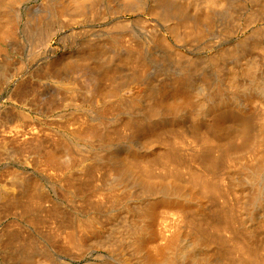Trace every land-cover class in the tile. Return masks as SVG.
Returning <instances> with one entry per match:
<instances>
[{"label":"rangeland","instance_id":"obj_1","mask_svg":"<svg viewBox=\"0 0 264 264\" xmlns=\"http://www.w3.org/2000/svg\"><path fill=\"white\" fill-rule=\"evenodd\" d=\"M21 1L22 0H0V119L3 118L0 120V132L2 133H0V145L2 144L1 141H4L10 148L16 149L19 147L16 149L18 152H25L26 150L27 155L23 153L25 154L24 156H28L29 151L32 152V148L36 146L38 148H34L33 151L37 153L38 150L40 151L41 148H44V144L46 152L49 150L53 151L52 149L56 146L55 143L57 144L59 141L57 139L61 132L65 135L69 134L68 131L70 128L68 130L65 126L67 129L65 128L64 131V126H60L62 122L63 124L65 123L68 116H70V118H74L75 116V118H82L80 120L88 124L94 125L97 123L99 118L97 113L99 114V107H101L102 103L100 105H94L92 102H88V100L92 101L90 98L88 99V96L91 97V99L92 96L89 94L87 96V94L85 95L82 91L83 94L81 93V96L83 98H77V104L81 103L84 107L78 109L74 105L72 106L70 101L65 102V100H68V96L60 91L58 85H55L60 79L64 81L66 79L69 80V76L70 80H74L75 78L79 81L78 77L81 74L83 75L84 71H86L85 74H91L90 72L93 71L94 74H91L92 76L88 75L87 77H91L90 79H92L95 76L93 79L96 80L92 81H94V83L96 82V85L99 83L97 89L107 95L103 102L116 109L106 116L107 119L105 118V120H107V122L105 120L106 123L103 121L105 125L99 127L100 131L103 130L102 133L99 131L100 134H106L105 136L102 135V137H109L111 143L109 142L107 146L100 148L102 151L100 149V151L98 150V154L100 155H97L99 158L96 157L98 162L95 161L98 163V167L95 162V164L87 162L89 167L91 165L92 168H94L91 169V173L88 174V170L90 169H87L89 167L86 164L87 168H83L84 171H87H85L86 173H83L82 168H75L71 170V174H68V176L71 175V178L76 177L72 180L74 183L76 182L79 188L82 186L83 190L81 189L80 191L82 195L80 192L79 195L84 198L87 197L88 200H94V202H90L91 205L95 203V206L88 205L85 206L87 209H84L81 202H78L81 207L78 203H75L77 200L80 201L77 197H75L76 201L73 200L74 202L69 199V204L67 205L68 199H65V194L63 195V193H67L70 189L66 186L67 183L65 182H67V180H64L66 178L65 175V178L62 176V178L60 177L61 180L58 179L55 181L59 178L60 173L58 176L55 175L60 171L59 168V171L57 172L55 170V173V171L52 172V168L37 167L36 165L39 164V160L36 159L37 156L34 157V152H32L34 155L32 154L30 156L31 153L29 154L31 159L32 157L34 158L32 160L28 158L31 161L28 160V164H30V166L33 165V167L36 166L37 169L42 168L43 170H38L39 172L35 170L36 167L34 171L32 166H28L27 161L25 163V160H23L25 157H23L21 152L17 154V156L19 155L18 158L14 156L16 157L15 159H19V157L21 159L23 157L21 162H19L20 160H15L14 157L12 158L14 162L9 156L0 157V159L2 158L0 161V185H4L2 183L5 181L7 184H10V182L12 183L11 176L14 175L12 171L16 174L21 173V177L23 172L25 175L26 172H28L27 175L33 178L32 181L27 175L26 177H22L26 183H28L26 179H29L28 184H30V181L33 182L31 183V186L33 184V190L24 193L25 190L21 189L15 196L16 198L18 197L17 199L20 201L11 202L9 205L7 203L8 206L6 204V206L0 204V207H5L0 208V264H49L50 262H52V264H124L121 259L122 254L126 256L125 253H127L126 257H129V259H132L131 256H133L135 262L131 260L132 264H141L140 259H142V252L148 256L157 257L159 261L158 264H160V262L163 264H226V261H228V264H264V167H262L264 166V144H262L264 143V119H261L262 116H264V35L262 33L264 30H262V32L257 31L259 28V31H261V27H264V20L262 21L259 18L260 20L255 19V21L254 19L252 20V17L251 21L246 20L257 7L251 5L249 9L248 5L251 3L244 2L243 4L241 0H239V4H237V0H231L234 2L225 0L226 2L224 3L227 6H233H231L232 10L230 9V11V7L225 5L228 8L227 11L223 0H217L214 4L211 3L210 0H202L204 2L209 1V4H207V2L203 4L201 0H23L22 3ZM79 1L82 4H80ZM15 3L21 4L16 5ZM234 4L236 6H234ZM80 5H82V7ZM237 5H240V14L245 13L241 14L242 16H237L236 14H239L237 11L239 7ZM77 6L79 9H77ZM85 6L86 8H84ZM223 6L225 7L224 9ZM236 7H238L237 10ZM243 8L246 9V11L242 10ZM67 9L69 10L66 11ZM72 9L75 10L72 11L73 13H70L69 11ZM93 10L94 13L92 12ZM231 11H233V13H235V11L237 12L233 14ZM58 12L59 16H56L55 14H58ZM74 12L75 16L73 15ZM76 12H80L84 17H82L80 13L76 14ZM85 12L88 15L84 14ZM95 12H97L96 16H94ZM66 13L73 15L76 21L70 20L72 16H68ZM76 16L79 18L76 19ZM67 17L71 18L69 19ZM192 22H197L196 26H193L194 24L192 25ZM119 23L120 26L122 25L121 29L119 28ZM123 24L126 25V27ZM198 24L200 25L197 26ZM151 26H155L157 30L154 29L155 27L153 28ZM152 28L156 31H153ZM9 30H12L13 34H10L11 31ZM157 32H159V34ZM254 33H259L258 35L262 37L260 38L256 34V38L258 37V40H262V43H258L260 47L253 46L254 42L255 45L258 42L257 39H254L253 42L255 36L253 38L250 36ZM45 34H51L50 37L52 38L47 41L48 37L43 38L46 36ZM44 40L45 43H43ZM250 40H252L251 42H253V45L250 44ZM111 41L117 44L113 42L112 44ZM218 42L219 45L217 44ZM45 44L46 47L44 46ZM247 44L251 46L249 47ZM261 46L263 47L261 48ZM126 47L129 48L126 49ZM240 47H242V50ZM131 49L132 51L135 50L134 53ZM35 53L37 54L35 55ZM251 55H258L259 57H257L260 58V60ZM139 56L142 57L140 61L137 60L140 59ZM241 56H243V58ZM250 60L254 62L256 60L258 63H255L258 65L257 68L262 71L259 72L257 69L255 72H259L260 75L255 73V79L253 77V80L256 81L259 77L258 80L262 82L257 81L261 83L263 87L256 89V91L248 90V92H246L241 88L242 85L238 84V88L236 81L239 83L241 80H243L242 82L246 80L242 83L243 85H245V83H250L248 80L249 78L244 74L246 71L245 68H248L245 67V65H247L246 63H249ZM258 61L263 63L259 64L261 62ZM241 68L244 69V71ZM49 69L52 73H50V78L45 76L47 70L50 71ZM83 69L84 71H82ZM44 70L45 73L43 72ZM240 71H243V73ZM16 72H18V74L15 75ZM78 72L81 74L79 75ZM241 73L244 74L245 78ZM99 74L105 78L102 79ZM240 74L243 77L240 78ZM24 75L26 78L27 76H30V78L28 77L26 79ZM54 76L57 78H54ZM236 77H239L241 80H238ZM23 78L26 79V82ZM235 85L238 90L241 88L243 91H238ZM128 86L131 87L129 90L133 88L135 92H139L137 97L140 95V97H138V105L140 107L136 109L137 111L135 110V113L131 112L135 115L124 113L120 106H117L118 108L115 107L116 103H114V96L111 94L114 93V91H116L115 94L118 92V94L123 93L124 91L120 89L122 87L123 89L126 87V92L124 93H127ZM80 89L83 90V87ZM34 90H36V92ZM219 90L226 91L224 93L227 95H223V91H221L220 94ZM162 94L164 99L161 100ZM217 94L219 98H226L224 99L225 101L217 97L214 99H216V101L222 100L224 104L222 102L218 104V102L216 103L212 98ZM84 98L87 99L85 103L83 102ZM78 100L82 102H78ZM220 111L221 113H219ZM122 112L123 114H121ZM262 112L263 115H261ZM221 114H224V117ZM259 114L261 116L260 119ZM23 115H25V119ZM218 116L221 117V122ZM257 116H259L258 119L256 118ZM142 117H144L143 120H140ZM215 118H217V120ZM79 119L78 122L80 123L81 121ZM132 119L136 120V123L132 121ZM144 119H147L150 123ZM28 120L30 121L28 122ZM137 120H139V122ZM7 121H9L8 123L11 125L13 124L12 126L16 123L14 121H17V127H10L11 125L8 124ZM27 122L30 127L27 125ZM146 122L147 125L145 124ZM6 123L10 126H6ZM142 123H144V125ZM127 124L131 125L130 131H123L122 133L121 131ZM4 125L8 127L9 131L7 128H2V126L5 127ZM132 126L133 128L134 126L135 128L138 126L137 128L143 129V134L141 135L142 132H140V134L137 133L138 136L141 135L139 137L136 136L137 138L135 136L132 137V134H127L133 132L132 130L135 129H133ZM144 126L145 128L147 126V128H143ZM150 126H153L151 127L153 130ZM60 127L63 128L61 129ZM213 127H216V132ZM218 127L221 131H217ZM11 128H13V130ZM17 128H19V130ZM145 130L149 131L146 132ZM150 130H152V132ZM13 131H15V135ZM53 131H56V133ZM31 132L32 134L34 132V134L32 135ZM117 132H119V134ZM16 133L19 135L18 137H16ZM50 133L54 135L52 142L50 141L53 135L51 136ZM57 133H59V135ZM248 133L250 135H248ZM11 134L13 135L10 137ZM24 134L26 136H24ZM41 134H43L44 137ZM245 134L247 136H245ZM252 134L254 136L257 134L256 136L260 139L262 138V142L256 140L258 139L256 137L254 139L258 143L261 142L259 148H261V154L263 155L259 154L260 151H257L259 155L255 152L258 148L255 151H244V153L243 150H241L242 152L240 151L239 148L244 144L245 139H247L248 136L250 139L254 137H250ZM37 135H41L40 138H42L40 139ZM13 136H15L16 140H14L15 138H13ZM47 136H49V138L51 136V139ZM19 137L23 139L20 140ZM66 137L68 138L69 135ZM11 138L13 139L10 140ZM38 138L39 140H36ZM23 140H26V142ZM35 140L38 141L36 143L37 145H35ZM46 140H50L49 143L52 145L54 144V147L52 145V147L46 146L48 144ZM55 140H57V142H55ZM198 140L201 143H208V145L204 143L205 147L211 148V150L209 149L210 157L212 155L210 160L212 159L213 162H216V167L214 166L215 170H211L206 164L194 159L195 156H193L192 147L195 145V142L200 143ZM202 140L204 142H202ZM10 141H12L13 145L15 144V147ZM14 141L15 143H13ZM16 141L20 143L18 144ZM32 141L34 143H32ZM23 142L25 144H22ZM30 142L33 145H30ZM39 143L41 145L40 149ZM16 144L19 146H16ZM129 149H131L130 152ZM43 151L41 150L42 153ZM60 151L58 154L60 153L63 155L65 153L66 156L68 155L63 149ZM173 153L176 155H172ZM60 154L59 156L61 158ZM258 156L260 159H258ZM62 157L64 159H61L64 161L65 156ZM104 158H106V160ZM33 160L35 163L37 160L36 165L35 163L32 164ZM259 162L263 164L260 165ZM257 164H259L260 167H257L259 166ZM122 165L124 171L119 169ZM95 167L97 168L94 174ZM146 167H150V169H148L152 172L150 171L148 174V169ZM256 168L260 170V173L262 172V175L258 177L257 180L256 178L253 179V177L250 178L253 175L250 174H255V171H257ZM45 169L48 174L45 172ZM249 169L252 172H250ZM72 171H76L75 176ZM218 171H221L219 172L220 174ZM43 172H45L46 175ZM51 173L54 178L51 177ZM82 173L83 175L87 174L88 177L84 176L86 177L84 178ZM114 173H116V175L120 174L119 176L121 178L124 174V179L130 176L129 179L124 180L122 178V180L125 181V185H127L129 181L130 182L127 188L126 186L124 188L127 192L125 193L124 201H122V206L120 205V208L116 209V211L111 210V201H108L109 196L107 195V188H109L107 186H110V184L113 185L115 182L114 180H116ZM5 175L6 177L9 175V180ZM48 176H50L49 178L51 180H49ZM79 176H82L84 180ZM116 177L118 178V176ZM74 179H78L79 182L83 181L82 185ZM131 179L133 181H131ZM202 180H206V182H203V185L207 184L204 186L205 188H215L212 189L214 191L209 192L211 189L207 191L200 183ZM89 181H91V183ZM251 181H255L256 183ZM59 183H61V186ZM63 185L68 188V191H66L67 189ZM134 185L135 187L133 188ZM36 187L39 190H37ZM258 188L259 190H257ZM104 189L105 191H103ZM96 190L98 193H95ZM98 190H100V192ZM128 190L134 192L135 195ZM59 192H61V194H59ZM32 193H34L33 196L31 195ZM28 195H30L33 202L35 200L34 198L37 197L36 199L39 200L38 197H40V200H37L38 205H35L37 203L36 201L34 202L35 204L32 202L33 207L29 211L30 214L24 213L19 207L24 203L26 198H28ZM59 196L61 197L60 199ZM62 196H64L65 200ZM70 200L72 204H74L73 206L70 204ZM58 202H61L59 207L57 206V204H60ZM99 202L102 203V207ZM63 206L65 208H63ZM76 206L81 210H79L81 213L89 212L88 215L100 214V217L104 216V218L113 212L116 214L119 211L115 216V219L118 218L116 222L114 220L112 224L108 225L104 230V234L97 238L95 242H93L94 239L90 242L91 248L84 253L85 255L83 254L84 256L80 254L83 256V259H81V257L78 258L80 255L74 254L76 256H71L69 254L70 257L68 254L63 253L59 247L60 239H57L60 233L56 230V227L63 226V224L58 223L61 219L58 220L60 217L56 215L55 217H57V219H54L52 216V220L49 221L51 218L48 217V215H50L48 213H52L53 210L56 212L58 209H60L58 210V215L60 212H63L62 210L64 209L70 216ZM91 207L93 210H91ZM105 207L108 209L110 208L109 213L108 209ZM145 207L150 208L145 210ZM51 208L54 209L52 210ZM81 208L86 211L83 210L84 212H82ZM228 208L232 211H228ZM105 209H107V212L104 211ZM225 210L228 211V214ZM233 210L235 211L234 213H232ZM74 211L76 212L75 209ZM80 212H78V215L81 218L87 216L86 213H84L85 215H81ZM138 212L140 214H138ZM223 212H225L224 215L227 216V219H225L226 217H223L224 219L222 218ZM66 213L65 215H67ZM231 213L235 214L232 216L236 221L233 220L232 216H228ZM141 215L142 219L140 218ZM125 217H127V219ZM143 217L146 218L144 221ZM35 219H39L38 221L40 223ZM42 220L45 221L44 224H42ZM226 220H228V222H226ZM46 222H48L49 225ZM224 222L229 224L226 225ZM136 225L138 227H135ZM123 227L133 228V230L129 229V232L127 228V231H124L125 229ZM139 227L144 228V230L142 229V231H144L143 233L146 232L143 238L139 236L140 234L138 235L139 238H137V236L134 237L137 230L139 231ZM234 227L236 230L233 229ZM54 228L56 229L54 230ZM135 228L136 231H134ZM49 229L51 230L49 231ZM122 229L125 233L132 232L133 234L128 233V236ZM119 230L121 232L118 234ZM53 231H56V235ZM49 233L52 236L54 235V240L53 237L51 239ZM121 233L122 235H120ZM59 236L58 238H60ZM49 239L53 240V243L59 241L57 244L58 246L56 245L57 242L52 244V241ZM136 240L138 244L135 243ZM50 241L49 247L48 242ZM31 242H35L36 244L33 243L34 246L29 245ZM27 243V247L31 249L32 246L33 248L35 247V249L37 246L39 248L42 246V248H40V253L38 249V252L35 249H33L35 252H32L33 250L31 251L30 249L28 250V248L26 249ZM51 245H55L57 248L53 246V251ZM190 246L195 248L192 249ZM45 247L49 250L44 249ZM189 248L195 251L194 254L191 251V253H189ZM42 249H44V251ZM25 250L28 253H25ZM169 250L171 251L168 252ZM23 253L25 256H22L24 255ZM44 253H46L47 256ZM229 253H233V255H229ZM29 254H31L32 257ZM156 254L158 256H156ZM177 254L180 255L178 256ZM192 254L194 256L197 255V257H195L197 260L193 259L194 256ZM27 255L30 259L26 257ZM190 256L191 258H189ZM227 256L231 257L228 258ZM23 257L26 261L22 259ZM74 257H77V260H74ZM181 257L183 260L185 257V260L182 261V259H180ZM21 260H23V263ZM188 260L191 261V263L188 262ZM195 261H198V263H195Z\"/></svg>","mask_w":264,"mask_h":264},{"label":"bare ground","instance_id":"obj_2","mask_svg":"<svg viewBox=\"0 0 264 264\" xmlns=\"http://www.w3.org/2000/svg\"><path fill=\"white\" fill-rule=\"evenodd\" d=\"M25 1V0H24ZM99 1V0H98ZM97 1V2H98ZM222 1V0H221ZM220 1V2H221ZM229 1H231V0H229ZM228 1V2H229ZM234 1H236V0H234ZM234 1H231V2H234ZM238 2H237V4H239L240 3V1L239 0H237ZM243 1V2H242ZM16 2V1H15ZM23 2V0L21 1V3ZM80 2V1H79ZM92 2V1H91ZM96 2V3H97ZM201 2H203V4H206V2L207 1H202L201 0ZM210 2L211 3H216L217 2V0L216 1H211L210 0ZM224 2H226L225 0H223V3ZM228 2H227V4H228ZM241 2L244 4V2H250L251 4L250 5H248V8H249V6H255V7H257V9H254V7H253V9L255 10V11H251L252 10V8H251V12H252V14H250L249 15V13H251V12H249L248 13V15L250 16V18H249V16H248V19H246V20H249V21H251V17H252V20L254 19H261L262 21L264 20V0H241ZM21 3H17L18 5H20ZM99 3V2H98ZM210 3V4H211ZM236 3V2H235ZM241 3V4H242ZM11 4H13V3H11ZM16 4V3H15ZM14 4V5H15ZM16 4V5H17ZM80 4H82L81 2H80ZM207 4H209V1L207 2ZM229 4H230V2H229ZM233 4V3H232ZM240 4V5H241ZM247 4V3H246ZM77 5H79V4H77ZM97 5V4H96ZM223 5V4H222ZM226 4L224 3V6H225ZM240 5H237L238 7L240 6ZM12 6V5H11ZM10 6V7H11ZM81 7H82V5H80ZM223 6V9L227 6H225L224 7ZM232 6V5H231ZM231 6H227V7H230L229 8V11H230V9H231ZM234 6H236L235 4H234ZM242 6V5H241ZM12 7H14V6H12ZM11 7V8H12ZM17 7V6H16ZM78 7V6H77ZM93 7V6H92ZM226 7V8H227ZM233 7V6H232ZM238 7H236V10H237V8ZM18 8V7H17ZM84 8H86V6L84 7ZM244 8H246V7H244ZM242 9V10H245L246 11V9ZM13 9V8H12ZM77 9H79V7L77 8ZM88 9V8H87ZM239 9H240V7L238 8V12H239V14L238 13H236L237 11H235V13L237 14V16H240L241 14H245V13H241L240 14V12H241V10L239 11ZM250 9V8H249ZM14 10H16V9H14ZM64 10H65V8H64ZM69 9H67L66 11H68ZM75 9H72L71 11H69L70 13H73L72 11H74ZM82 10H83V8H82ZM81 10V11H82ZM89 10V9H88ZM94 10H96V9H94ZM94 10L92 11L93 13H94ZM174 10V9H173ZM232 10V9H231ZM234 10V9H233ZM77 11V10H76ZM85 11V10H84ZM91 11V10H90ZM227 11H228V8H227ZM245 11H242V12H245ZM86 12H89V11H86ZM86 12L84 13V14H86ZM92 12H90V13H92ZM167 12V11H166ZM70 13L68 14V13H66V14H68V16H72V18L70 19L69 17H67V18H69L70 20H74V21H76L75 20V18L73 17V15L75 16V12H74V14L73 15H70ZM77 13H80V12H76V14ZM89 13V14H90ZM96 13L97 12H95V15L94 16H96ZM170 13H171V11H170ZM229 13V12H228ZM231 13H233V11H231ZM235 13H233V14H235ZM82 14H83V12H82ZM179 14V13H178ZM15 15V14H14ZM56 16L58 15L59 16V12H58V14H55ZM79 15V14H78ZM80 15H81V13H80ZM86 15H88V14H86ZM91 15H93V14H91ZM168 15V14H167ZM232 15V14H231ZM82 16V15H81ZM90 16V15H89ZM235 16V15H234ZM242 16V15H241ZM82 17H84V15L82 16ZM74 18V19H73ZM79 18V17H78ZM77 18V16H76V19H78ZM234 18V17H233ZM235 19H236V17H235ZM259 19V20H260ZM196 20H197V18H196ZM231 20L233 21V19H232V17H231ZM185 21V20H184ZM190 21V20H189ZM192 21V20H191ZM194 21V20H193ZM256 21V20H255ZM248 22V21H247ZM259 22V21H258ZM264 22V21H263ZM13 23V22H12ZM120 23H122V22H120ZM120 23L118 24L119 26H120ZM185 23V22H184ZM189 23V22H188ZM200 23V22H199ZM252 23V22H251ZM250 23V24H251ZM187 24V23H186ZM194 24V25H193ZM196 24H197V22H195V23H193L192 22V25L193 26H196ZM249 24V23H248ZM12 25V24H11ZM118 25H116V26H118ZM124 25V24H123ZM200 24H198L197 26H199ZM252 25V24H251ZM16 26V25H15ZM118 26V27H119ZM122 26V25H121ZM121 26L119 27L120 29H121ZM125 27H126V25H124ZM123 26V27H124ZM117 27V28H118ZM122 27V28H123ZM151 27H155V26H151ZM150 27V28H151ZM2 28V27H1ZM11 28V27H10ZM152 28V30L153 31H156L157 30V28L155 27L154 29H156V30H154ZM197 28V27H196ZM262 29H261V31H259L260 30V28H259V30L257 29V31L258 32H262V30H264V27H261ZM13 29V28H12ZM198 29V28H197ZM16 30V29H15ZM9 31H11V33L10 34H13L12 33V30H9ZM152 31V32H153ZM254 31V30H253ZM256 31V30H255ZM256 31V32H257ZM49 32V31H48ZM47 32V33H48ZM151 32V31H150ZM229 32V31H228ZM158 34H159V32H157ZM253 33V32H252ZM263 33V35H264V32H262ZM261 33V34H262ZM53 34V33H52ZM153 34H155V33H153ZM224 34V33H223ZM255 34V33H254ZM250 35L252 38L255 36V38H253V42H254V39H257L258 40V37H260V38H262L261 36H259L258 34L259 33H256L257 34V38H256V34L255 35ZM260 34V35H261ZM46 35V34H45ZM50 35L51 34H48V35H46L45 37H43V38H46V37H48L47 38V41H49L52 37H50ZM53 36V35H52ZM120 36V35H119ZM249 36V37H250ZM114 37V36H113ZM263 38H264V36H263ZM41 39V38H40ZM39 39V40H40ZM118 39H120V38H118ZM219 40V39H218ZM222 40V39H221ZM256 40V41H257ZM36 41H38V40H36ZM114 41H117V40H114ZM114 41H111V43L113 42L114 43ZM248 41V40H247ZM246 41V42H247ZM252 40H250V44H252L253 42H251ZM262 40H258V42H257V44L255 45V42H254V45L253 46H258V47H260V45H258V43L259 42H261ZM43 42V41H42ZM41 42V43H42ZM124 42V41H123ZM43 43H45V40H44V42ZM112 43V44H113ZM243 43V42H242ZM249 43V42H248ZM262 43V42H261ZM49 44V43H48ZM114 44H117V43H114ZM126 44H128V43H126ZM150 44V43H149ZM218 45H219V42L217 43ZM243 45V44H242ZM38 46V45H37ZM45 47H46V44L44 45ZM119 46V45H118ZM125 46V45H124ZM247 46H249L248 44H247ZM247 46H245L246 48H248ZM251 46V45H250ZM249 46V47H250ZM117 47V46H116ZM263 46H261V48H262ZM38 48V47H37ZM41 48V47H40ZM122 48V47H121ZM125 48V47H124ZM129 47H126V49H128ZM241 48V50H242V47H240ZM244 48V47H243ZM254 48V47H253ZM255 48H257V47H255ZM264 48V47H263ZM125 49V50H126ZM134 49H136V48H134ZM138 49V48H137ZM245 49V48H244ZM250 49V48H249ZM260 49V48H259ZM85 50V49H84ZM87 50V49H86ZM237 50V49H236ZM240 50V51H241ZM247 50V49H246ZM252 50V49H251ZM255 50V49H254ZM257 50V49H256ZM262 50V49H261ZM82 51V50H81ZM118 51V50H117ZM129 51V50H128ZM131 51H132V49H131ZM134 51L135 50H133L132 52L134 53ZM138 51V50H137ZM136 51V52H137ZM234 51H235V48H234ZM263 51H264V49H263ZM88 52H89V50H88ZM87 52V53H88ZM93 52V51H92ZM91 52V53H92ZM98 52V51H97ZM126 53H127V51H125ZM236 52V51H235ZM246 52H248V51H246ZM252 52H253V50H252ZM252 52H250V53H252ZM83 53V52H82ZM98 53H100V52H98ZM37 53H35V55H36ZM128 55H130L129 53H127ZM136 54V53H135ZM233 54H235V53H233ZM237 54V53H236ZM87 55V54H86ZM237 55H239V54H237ZM132 56V55H131ZM252 56V55H251ZM253 56H255V57H257L256 55H253ZM252 56V57H253ZM140 57V56H139ZM242 58H243V56H241ZM259 57V56H258ZM257 57V58H258ZM82 58V57H81ZM133 58V57H132ZM135 58V57H134ZM141 58L142 57H140V59H137V60H141ZM262 58V57H261ZM84 59H85V57H84ZM252 59H254V58H252ZM256 59V58H255ZM259 60H260V58H258ZM88 60V59H87ZM239 60V59H238ZM82 61V60H81ZM252 60H250L249 61V63L251 62ZM254 61H252L250 64L249 63H246L247 65H245V67H248L247 69L245 68V76L247 77V78H249L248 80L250 81V83L249 84H246L245 83V85H243L242 83H244L246 80H244V82H242L243 80H241L240 78L241 77H243L244 76V74H242L243 73V71H244V69H242L243 71H240V72H242L241 74L243 75H241L240 76V78L239 77H236V78H238V80L240 79L241 80V82H239L238 83V81H236L237 82V86H238V88H239V85H242V89L244 90V91H246V92H248V90H251V91H256V89H259L260 87H263L262 86V84L261 83H258V79H259V77H258V79H256V81L255 80H253V77H254V79H255V73H258L259 75H260V73L259 72H262V71H260L258 68H257V62H256V60H255V62L253 63ZM258 62H261V61H258ZM255 63H257V64H255ZM263 62H261V63H259V64H262ZM77 64H78V62H77ZM237 64V63H236ZM22 65H24V64H22ZM239 66V65H238ZM25 67V66H24ZM47 67H48V65H47ZM50 67V66H49ZM237 67V66H236ZM259 67H260V65H259ZM262 67V66H261ZM222 68V67H221ZM43 69V68H42ZM47 69V68H46ZM240 69V70H241ZM257 69H258V71L259 72H255V71H257ZM20 70V69H19ZM50 70V69H49ZM18 71V70H17ZM22 71V70H21ZM40 71V70H39ZM82 71H84V69L82 70ZM88 71V70H87ZM44 73H45V70L43 71ZM85 72L86 71H84L83 73V75L80 73V72H78V74L80 75L79 77H78V80L79 81H77L75 78H74V80H70V76H69V80H61L60 78V81H59V79H58V81L59 82H57V84H55V85H58L59 86V89H60V91L62 92V93H64V95L66 94L67 96H68V100H65V102H71V104H72V106L74 105L76 108H82V107H84L81 103L80 104H77V98H79V97H82L81 95L83 94L82 93V91L85 93V95L87 94V96H88V94L89 95H91L92 96V99H91V97H89L88 96V99L90 98V100H92V101H89L88 100V102H92L94 105H100L101 103H102V105H101V107H99V114L97 113V115L99 116V118H98V122L97 123H95L94 125L93 124H88V123H85V122H82L80 119H82V118H70V116H68L67 118H66V121H65V125L63 124V122H62V124L60 125V126H64V131H65V128L67 127L68 128V130H69V128H70V130L68 131L69 132V137L67 138L66 136H68V135H65V134H62V132H61V134L59 135V133H57L59 136V138L57 139V140H59L58 142H57V140H55V142H57V144L55 143V147H54V144L52 145V144H50L49 143V141H47L46 143H48L46 146H53L54 147V149H52L53 151H51V150H49V151H47L46 152V150L44 149L45 148V144H44V148H41L40 149V143L38 144L39 145V149H40V151L38 150L37 151V153H35L34 151H33V149L34 148H36V147H34V148H32V150L30 149V148H28V149H30L32 152H34L35 153V155L32 153V152H30L29 150H27V151H29V154H30V156L33 154L34 155V157L35 156H37V160H39L38 161V165H36L37 164V160H36V163H35V161L33 160V163L32 164H34L35 163V165L37 166V167H45V168H47V169H51L52 168V172L53 171H59L58 173H56V171H55V175H57L58 176V174H59V178H57L56 176V180L55 181H57L58 179H60V177L62 178V176L64 177V175H65V179L64 180H67V182H65V183H67V185L66 186H68V188L70 189V191H68V188L65 186V185H63V186H65L66 187V191H68L67 193H63V195L65 194V199L67 198L68 199V203H67V205L69 204V199H71L72 200V202H74V201H76V198L75 197H77V198H79L80 199V201H76L75 203L77 204L78 202L80 203L81 202V204H82V207H84V209H87V207L85 208V206H88V205H90V206H93V205H91V202L90 201H92V200H88V198L86 199V198H84L83 196H80L79 195V192L81 191V189H82V182L83 181H81V182H79L78 181V179H74V180H76V181H78L79 183H81V185L80 184H78V185H80L81 186V188H79L78 186H77V184H76V182L74 183L73 182V178H76V177H73V178H71V175L70 176H68V174H71L70 172H71V170H73V169H75V168H87V162H90L91 164H93L95 161H97V159H96V157H98L97 155H100V154H98V150L100 149V148H103V147H105V146H107L108 144H109V137H104L105 135L104 134H102V135H104L103 137H102V135L100 134V132L102 133V131L103 130H99L100 128V126L102 127V125L104 126L105 124L103 123V121L105 120V118H106V116H108V114H111V112H113L116 108H112V107H110L109 105H106L103 101H104V99H106V94H104L103 92H101L99 89H97L98 88V84L96 85V82L94 83V81H92V80H96V79H93V78H95V76L92 78V79H90L89 77H87L88 75L90 76L91 74H94L93 73V71H91L90 73L91 74H85ZM239 72V71H238ZM51 70L50 71H48L47 70V72L45 73V76H48V78H50L51 77ZM16 74H18V72H16L15 73V75ZM29 74V73H28ZM75 74V73H74ZM104 74V73H103ZM106 74H109V73H106ZM112 74V73H111ZM111 74H110V76H111ZM239 74V73H238ZM257 74V75H258ZM14 75V76H15ZM30 75V74H29ZM33 75V74H32ZM97 75V74H96ZM100 75V74H99ZM25 76V75H24ZM34 76V75H33ZM32 76V77H33ZM92 76V75H91ZM101 76V75H100ZM107 76V75H106ZM236 76V75H235ZM245 76H244V78H245ZM30 78V76H27V78ZM42 77H44V76H42ZM76 77V78H77ZM102 77V79H104L103 78V76H101ZM257 77V76H256ZM25 78H26V76H25ZM25 78H23L24 79V81L27 79H25ZM54 78H57V77H55L54 76ZM100 78V77H99ZM251 78V79H250ZM19 79H20V77H19ZM23 79H21V80H23ZM34 79V78H33ZM44 79V78H43ZM63 79V78H62ZM72 79V78H71ZM101 79V78H100ZM100 79H98V80H100ZM182 79V78H181ZM235 79V78H234ZM44 80H46V79H44ZM54 80H56V79H54ZM53 80V81H54ZM258 80V81H257ZM23 81V82H24ZM28 81H30V80H28ZM31 81H33V80H31ZM249 81H247V82H249ZM22 82V83H23ZM26 82V81H25ZM97 82H99V81H97ZM103 82V81H102ZM235 82V81H234ZM259 82H262V81H259ZM40 83V82H39ZM233 83V82H232ZM241 83V84H240ZM27 84V83H26ZM239 84V85H238ZM22 85H24V84H22ZM233 85V84H232ZM236 85H235V87H236ZM261 85V86H260ZM80 86H82L83 87V90H81L80 88H82V87H80ZM100 86H101V84H100ZM99 86V87H100ZM132 86V85H131ZM245 86V87H244ZM28 87V86H27ZM134 87V86H133ZM235 87H234V89H235ZM58 88V87H57ZM126 88V87H125ZM124 88V89H125ZM129 88H131L130 86H128V89H127V93H124V92H126V89L124 90L123 89V87L122 88H120L121 90H123L122 92L123 93H120V94H118V93H116L115 94V92L116 91H114V93H111L113 96H114V103H116L115 104V107H121L122 109H123V112L124 113H131V112H134L135 113V110L137 109V108H139L140 106L138 105V97H140V95L137 97V95H138V93L139 92H135V90L132 88V89H130L129 90ZM135 88V87H134ZM219 88V87H218ZM237 88V87H236ZM238 88H237V90H238ZM240 88V90H242ZM28 89V88H27ZM112 89V88H111ZM220 89V88H219ZM104 90V89H103ZM102 90V91H103ZM117 90H119V89H117ZM226 90V89H225ZM240 90H238V91H240ZM242 90V91H243ZM35 92H36V90H34ZM134 91V92H133ZM221 91H223V95L224 94H226V93H224V92H226V91H224V90H221ZM221 91L219 90V92H220V94H221ZM30 92H31V90H30ZM58 92V91H57ZM218 92V91H217ZM245 92V93H246ZM82 93V94H81ZM107 93H108V91H107ZM244 93V92H243ZM252 93V92H251ZM60 94V93H59ZM58 94V95H59ZM215 94H216V92H215ZM219 94V93H218ZM214 95V97H212L213 99L215 98V97H217V96H219V95ZM60 95H62V94H60ZM59 95V96H60ZM112 95H111V97H112ZM227 95V94H226ZM34 96V95H33ZM84 97H86V96H84ZM221 97V96H220ZM223 97H225V96H223ZM36 98V97H35ZM83 98V97H82ZM217 98H219V97H217ZM65 99V98H64ZM63 99V100H64ZM67 99V98H66ZM161 100L162 99H164V96H163V94H162V97L160 98ZM219 99H222L223 101H225L224 99H226V98H219ZM218 99V100H219ZM84 100H86V101H84ZM84 100H83V102L85 103V102H87V99H85L84 98ZM215 100V102L217 103L218 102V104H220L221 102H222V100H219V101H216V99H214ZM50 102H51V100H50ZM53 102V101H52ZM78 102H82V101H79L78 100ZM214 102V103H215ZM220 102V103H219ZM223 103V102H222ZM227 103V102H226ZM229 103V102H228ZM53 104V103H52ZM90 104V103H89ZM88 104V105H89ZM224 104V103H223ZM51 105V104H50ZM54 105V104H53ZM90 105H92V104H90ZM113 105V104H112ZM222 105V104H221ZM52 106V105H51ZM220 106V105H219ZM225 106V105H224ZM74 107V108H75ZM117 107V108H118ZM221 107V106H220ZM223 107V106H222ZM77 109V110H78ZM85 109V108H84ZM221 109V108H220ZM263 110V109H262ZM82 111V110H81ZM122 111V110H121ZM137 111V110H136ZM223 111V110H222ZM227 111V110H226ZM79 112V111H78ZM123 112L121 113V114H123ZM261 112V111H260ZM75 113V112H74ZM219 113H221V111L219 112ZM224 113H225V111H224ZM132 114V113H131ZM4 115V114H3ZM120 115V114H119ZM128 116H130L129 114H127ZM132 115H135V114H132ZM219 115V114H218ZM222 116L224 115V114H221ZM220 115V116H221ZM226 115H228V114H226ZM256 115V114H255ZM261 115H263V112H262V114ZM1 116V115H0ZM220 116H218L219 117V119L221 118ZM229 116V115H228ZM259 116H260V114H259ZM259 116H257L256 118L258 119V117ZM23 117H24V119H25V115H23ZM97 117V116H96ZM133 117V116H132ZM137 117V116H136ZM224 117V116H223ZM255 117V116H254ZM264 116H262V118H261V116L259 117V119L261 118V119H264L263 118ZM120 118V117H119ZM134 118V117H133ZM143 118L144 117H142V119H140V120H143ZM226 118V117H225ZM3 119V118H2ZM2 119H0V120H2ZM65 119V118H64ZM78 119L81 121L80 123L78 122ZM107 119V118H106ZM139 119V118H138ZM216 120H217V118H215ZM224 119V118H223ZM4 120H5V118H4ZM3 120V121H4ZM7 120H9V119H7ZM18 120V119H17ZM63 120V119H62ZM117 120V119H116ZM118 120H120V119H118ZM145 120V119H144ZM147 120V119H146ZM145 120V121H146ZM226 120V119H225ZM3 121H1V122H3ZM30 120H28V122H29ZM92 121H94V120H92ZM106 122H107V120H105ZM104 121V122H105ZM132 121H135V123H136V120H134V119H132ZM138 122H139V120H137ZM151 121V120H150ZM261 121V120H260ZM5 122H6V120H5ZM9 121H7V123H8ZM14 122H16V123H14L15 125L14 126H12L10 123H8V124H10V125H8L7 123V125L6 126H10V127H15L16 125H17V121H14ZM27 122V123H28ZM105 122V123H106ZM141 122V121H140ZM143 122V121H142ZM147 122H149L148 120H147ZM147 122L145 123L146 125H147ZM220 122H221V119H220ZM22 123H23V121H22ZM26 123V124H27ZM150 123V122H149ZM138 124V123H137ZM143 125H144V123H142ZM18 125H19V123H18ZM27 125H29V123L27 124ZM1 126V125H0ZM5 126V125H4ZM3 127L2 126V128H7V130H8V127ZM66 126V127H65ZM142 126V125H141ZM140 126V127H141ZM211 126H213V125H211ZM215 126V125H214ZM17 127V126H16ZM29 127H30V125H29ZM124 127V126H123ZM138 127V126H137ZM135 128V126H134V128H133V126H132V128L134 129V130H132L133 132H131V133H127V134H132L131 136L132 137H139V136H141L142 134H143V129H139V128ZM151 127H153V126H150V128ZM217 127V126H216ZM216 127H213L214 128V131H215V128ZM219 127H221V126H219ZM219 127H218V129H217V131L219 130V131H221L220 129H219ZM13 128H11L12 130H13ZM21 128H22V126H21ZM20 128V129H21ZM32 128V127H31ZM61 128V127H60ZM63 128V127H62ZM61 128V129H62ZM66 128V129H67ZM130 128H131V125L130 124H127V126L125 125V127L123 128V130L121 131L122 133H123V131H130ZM143 128H145V126L143 127ZM146 128H147V126H146ZM145 128V129H146ZM150 128H148V129H150ZM18 130H19V128H17ZM102 129V128H101ZM122 129V128H121ZM152 129V128H151ZM212 129V128H211ZM251 129V128H250ZM6 130V129H5ZM15 130V129H14ZM153 130V129H152ZM152 130H150L151 132H152ZM213 130V129H212ZM248 130V129H247ZM3 131V130H2ZM9 131V130H8ZM8 131H7V133H8ZM17 131V130H16ZM27 131V130H26ZM31 131H32V129H31ZM34 131V130H33ZM57 131V130H56ZM56 131H53L54 133H56ZM100 131V132H99ZM120 131V130H119ZM146 131V130H145ZM147 131H149V130H147ZM146 131V132H147ZM255 131V130H254ZM14 132L15 131H13V134H14ZM18 132V131H17ZM35 132V131H34ZM34 132H33V134H34ZM105 132V131H104ZM103 132V133H104ZM140 132H142L141 133V135H137V133L138 134H140ZM145 132V133H146ZM216 132V131H215ZM250 132V131H249ZM263 132V131H262ZM1 133V132H0ZM3 133H4V131H3ZM11 133V132H10ZM30 133V132H29ZM28 133V134H29ZM38 133V132H37ZM64 133V132H63ZM118 134H119V132H117ZM218 133V132H217ZM216 133V134H217ZM247 133V132H246ZM2 134V133H1ZM13 134H11L10 135V137L13 135ZM18 134H19V132H18ZM22 134V133H21ZM20 134V135H21ZM31 134H32V132H31ZM32 134V135H33ZM40 134V133H39ZM56 134V135H57ZM67 134V133H66ZM255 134V133H254ZM4 135V134H3ZM15 135V134H14ZM16 135H17V133H16ZM42 136H43V134H41ZM40 135V136H41ZM48 135H49V133H48ZM50 135H51V133H50ZM52 135H53V133H52ZM51 135V136H52ZM101 135V136H100ZM107 135H108V133H107ZM120 135H122V134H120ZM213 135V134H212ZM248 135H250L249 133H248ZM257 135V134H256ZM254 136L253 134L250 136V137H252V136H254L253 138H249V136H248V138L247 139H245V142H244V144L239 148L240 149V151L241 150H243V153H244V151L246 152V151H255L257 148V150L255 151L257 154H258V152L257 151H260L259 152V154H261V148H259L260 146H261V139L258 137V136ZM7 136V135H6ZM19 135H17L16 137H18ZM23 136V135H22ZM24 136H26L25 134H24ZM23 136V137H24ZM31 136V135H30ZM39 135H37V137H38ZM40 136H39V138H40ZM51 136H50V138H49V136H47L49 139H51ZM129 136V135H128ZM245 136H247L246 134H245ZM264 136V135H263ZM9 137V136H8ZM29 137V136H28ZM34 137V136H33ZM44 137V136H43ZM119 137V136H118ZM121 137V136H120ZM136 137V138H137ZM258 138V139H256V140H259V141H261V142H257L254 138ZM4 138V137H3ZM6 138V137H5ZM13 138H15V136H13ZM13 138H11L10 140H12ZM20 138V137H19ZM27 138V137H26ZM31 138V137H30ZM35 138H36V136H35ZM39 138L38 139H36V140H39ZM42 138V137H41ZM40 138V139H41ZM124 138V137H123ZM129 138H131V137H129ZM244 138H246V137H244ZM7 139V138H6ZM18 139V138H17ZM23 139V138H22ZM21 138H20V140H22ZM53 139H54V135H53V138H52V140L50 141V142H52L53 141ZM121 139H122V137H121ZM5 140V139H4ZM7 140H9V139H7ZM14 140H16V138L14 139ZM19 140V141H20ZM35 140V141H36ZM134 140V139H133ZM132 140V141H133ZM205 140V139H204ZM247 140V141H246ZM24 141V140H23ZM31 141V140H30ZM41 141H43V140H41ZM45 141V140H44ZM199 141V140H198ZM11 142V144H12V141H10ZM24 142H26V140L24 141ZM22 143V144H25V143ZM38 141H36L35 142V145H37L36 143H37ZM200 142V141H199ZM202 142H204L203 140H202ZM1 145H0V157H2V156H9L11 159L14 157V156H17V154H20V152H18V151H16V149L17 148H19V147H17L16 149H13V148H10L8 145H7V143H4V141L2 142L1 141ZM13 143H15V141L13 142ZM16 143H18L17 141H16ZM20 143V142H19ZM18 143V144H19ZM32 143H34L33 141H32ZM31 142H30V145H33ZM59 143V144H58ZM111 143V142H110ZM201 143V142H200ZM198 143V142H195V145H193V156H195V158L194 159H196L198 162H202V163H204V164H206L207 166H209L210 167V169L212 170V169H214V166L216 167V162L214 161L213 162V160L211 161L210 160V158L212 157V155H211V157H210V150H211V148H209V147H205V145H204V143H206V142H204V143ZM207 145H208V143H206ZM262 144H264V143H262ZM13 145V144H12ZM11 145V146H12ZM58 145V146H57ZM14 147H15V144L13 145ZM16 146H19V145H17L16 144ZM24 146H26V145H24ZM51 146V147H52ZM210 146V145H209ZM264 146V145H263ZM262 146V147H263ZM27 147V146H26ZM25 147V148H26ZM60 147V148H59ZM123 147V146H122ZM38 148V147H37ZM207 148H208V151H207ZM23 149H24V147H23ZM43 149H44V151H43ZM47 149H50V148H47ZM61 149H63L64 150V152H66L68 155L66 156V154L64 155H62V154H60L61 155V158L62 159H64L62 156H65V160H66V162H65V160L64 161H62V159L60 158V156H59V154H58V152L61 150ZM106 149H107V147H106ZM210 149V150H209ZM21 150H22V148H21ZM41 150L43 151V153L41 152ZM101 150V149H100ZM99 150V151H100ZM103 150H105V149H103ZM130 150L131 149H129V152H130ZM36 151V150H35ZM102 151V150H101ZM126 151V150H125ZM60 152H62V151H60ZM127 152V151H126ZM242 152V151H241ZM254 152V153H255ZM22 154L23 153H26V150H25V152H21ZM42 153V154H41ZM63 153V152H62ZM105 153H106V151H105ZM128 153V152H127ZM253 153V152H252ZM264 153V152H263ZM21 154V155H22ZM29 154H28V156H24L25 154H23V157H25V159H23V157L20 159V157H19V159H15L16 157H14V159L15 160H20L19 162H21L22 161V159L23 160H25V163H26V161H27V164L29 163V161L30 160H32L34 157H32V159L30 158V156H29ZM70 154V155H69ZM258 154V155H259ZM26 155H27V153H26ZM105 155V154H104ZM171 155V154H170ZM172 155H174V153L172 154ZM171 155V156H172ZM176 155V154H175ZM174 155V156H175ZM261 155H263V154H261ZM12 156V157H11ZM19 156V155H18ZM18 156H17V158H18ZM9 157H8V159H9ZM67 157V158H66ZM263 157V156H262ZM7 158V157H6ZM30 160H29V159ZM99 158V157H98ZM100 158H102V157H100ZM2 159V158H1ZM1 159H0V161H1ZM5 159V158H4ZM8 159H6V160H8ZM11 159H10V161H11ZM103 159V158H102ZM101 159V160H102ZM105 160H106V158H104ZM258 159H260L259 158V156H258ZM263 159V158H262ZM29 160V161H28ZM99 160V159H98ZM12 161L14 162V160L12 159ZM113 161V160H112ZM222 161V160H221ZM228 161V160H227ZM258 161V160H257ZM259 161H263V160H259ZM31 162V161H30ZM98 162V161H97ZM24 163V164H25ZM96 163V162H95ZM94 163V164H95ZM263 163H264V161H263ZM263 163H260L259 162V164L261 165V164H263ZM23 164V165H24ZM87 164V165H86ZM223 164H224V162H223ZM259 164H257V165H259ZM34 165V166H35ZM98 165V163H96V166ZM221 165V164H220ZM260 165L259 166H257V167H260ZM264 165V164H263ZM28 166H30V164H28ZM32 167H33V165H31ZM30 166V167H31ZM35 166V167H36ZM95 166V165H94ZM118 166V165H117ZM227 166V165H226ZM29 167V168H30ZM35 167H33V170H34V168ZM37 167H36V171H40L41 169H37ZM88 167H89V165H88ZM91 167V168H90ZM90 167L89 168H87V169H90V170H88V174L89 173H91L90 171H91V169H94V168H92V166L90 165ZM98 167V166H97ZM97 167H95V170H94V174H95V171H96V168ZM120 167V166H119ZM122 167V168H121ZM119 169H122L123 170V165L121 166ZM211 167H213V168H211ZM224 167V166H223ZM262 167H264V166H262ZM58 168H59V170H58ZM125 168V167H124ZM147 168V167H146ZM149 169H150V167H148ZM147 168V169H148ZM128 169V168H127ZM147 169H146V171H147ZM149 169H148V174H149V172L151 171H149ZM209 169V168H208ZM252 169V168H251ZM13 170V169H12ZM19 170V169H18ZM17 170V171H18ZM31 170V169H30ZM34 170V171H35ZM43 170V169H42ZM77 170V169H76ZM122 170H121V172H122ZM215 170V169H214ZM225 170V169H224ZM256 170L257 171H255V174L254 173H251L250 175H252L250 178H252L253 177V179H255L256 178V180H257V178L258 177H260L261 175H262V172L260 173V170H258V168H256ZM7 171V170H6ZM11 171V170H10ZM9 171V172H10ZM38 171V172H39ZM47 170L45 169V172H46ZM50 171V170H49ZM79 171V170H78ZM82 171V170H81ZM86 171V170H85ZM84 171V169H83V173L85 172ZM113 171H114V169H113ZM124 171V170H123ZM210 171V170H209ZM249 171H250V169H249ZM248 171V172H249ZM253 171V172H254ZM262 171V170H261ZM13 172V176H11L12 177V183L10 182V184H7V182L5 183V182H3V180H2V184H4V185H0V204H2V205H7V203H8V205L9 204H11V202L12 203H14V202H16V201H20V200H18L15 196L18 194V192H20V190L21 189H24L25 191H24V193L26 192H31L33 189V184H32V186H31V183H33V182H31L30 181V184H28L29 183V179H26L27 180V182L28 183H26V181L22 178L23 176H25L26 177V175H27V173L28 172H26V175L24 174V172L22 173V177H21V173H19V174H16V173H14V171H12ZM42 172V171H41ZM45 172H43V173H45ZM73 172V171H72ZM76 172V171H75ZM75 172H73V174H74V176H75ZM80 172V171H79ZM87 172V171H86ZM85 172V173H86ZM115 172V171H114ZM120 172V173H121ZM125 172H127V171H125ZM133 172V171H132ZM152 172V171H151ZM212 172V171H211ZM219 172H221V171H218V173ZM250 172H252V171H250ZM18 173V172H17ZM31 173V172H30ZM47 174H48V172H46ZM46 173H45V175H46ZM81 173V172H80ZM83 173H82V175H83ZM124 173V172H123ZM122 173V174H123ZM128 173V172H127ZM223 173V172H222ZM264 173V172H263ZM24 174V175H23ZM76 174H78V173H76ZM115 174V179L116 180H112L114 183H113V185H111L110 184V186H107V187H109V188H107L108 189V191H107V195L109 196L108 197V201L110 200L111 202V210L112 211H116V209H118V208H120V205L122 206V201H124L123 199H124V197H125V193L127 192V191H125L124 190V188H125V186H126V188H127V185H128V183L130 182L129 180V182L127 183V185H125L124 184V182L125 181H123L122 180V178H123V176H125L124 174H123V176H122V178L119 176V175H116V173H114ZM113 174V175H114ZM121 174V175H122ZM129 174V173H128ZM148 174H147V176H148ZM212 174V173H211ZM220 174V173H219ZM50 175V174H49ZM53 175H54V173H53ZM92 175V174H91ZM132 175V174H131ZM203 175V174H202ZM209 175V174H208ZM264 175V174H263ZM9 176V175H8ZM8 176L6 177V175H5V177L8 179ZM77 176V175H76ZM84 176H87V174L86 175H83V177ZM90 176V175H89ZM116 176H118V178L116 177ZM206 176V175H205ZM27 177H30V176H28L27 175ZM44 177V176H43ZM50 176H48V178H49ZM51 177H53L54 178V176H52V173H51ZM78 177V176H77ZM80 178L82 177V176H79ZM82 177V178H83ZM88 177V176H87ZM127 177V176H126ZM151 177V176H150ZM204 177V176H203ZM211 177V176H210ZM84 178H86V177H84ZM84 178H83V180H84ZM129 178H130V176H129ZM129 178H125V179H129ZM200 178V177H199ZM32 179V181H33V178H31L30 177V180ZM124 179V178H123ZM124 179V180H125ZM202 179V178H201ZM204 179V178H203ZM252 179V180H253ZM264 179V178H263ZM9 180V179H8ZM48 180V179H47ZM49 180H51L50 178H49ZM53 180V181H54ZM61 180V179H60ZM255 180V181H256ZM260 180V179H259ZM262 180V179H261ZM131 181H133L132 179H131ZM135 181V180H134ZM253 182V181H251V182H253V183H256V182ZM8 182V183H9ZM61 182V181H60ZM62 182H64V181H62ZM90 183H91V181H89ZM203 182H206V180L205 181H201L200 183H201V185H203ZM261 182V181H260ZM263 182V181H262ZM51 183V182H50ZM65 183H62V184H65ZM135 183V182H134ZM259 183V182H258ZM55 184V183H54ZM60 184V186H61V183H59ZM132 184V183H131ZM205 184V183H204ZM260 184V183H259ZM263 184V183H262ZM52 186H54L53 184H51ZM133 185V184H132ZM131 185V186H132ZM207 184H205V185H203V187L204 186H206ZM209 185H210V183H209ZM143 186V185H142ZM212 186V185H211ZM256 186V185H255ZM264 186V185H263ZM262 186V187H263ZM42 187V186H41ZM64 187V188H65ZM135 187V185L133 186V188ZM209 187V186H208ZM256 187H258V186H256ZM34 188H35V185H34ZM40 188V187H39ZM44 188V187H43ZM55 188H58V187H55ZM54 188V189H55ZM63 188V189H64ZM205 188V187H204ZM36 189H37V187H36ZM45 189V188H44ZM129 189V188H128ZM130 189H132V188H130ZM144 189V188H143ZM142 189V190H143ZM207 191L208 190H210L211 189V187L210 188H205ZM212 189H215V188H212ZM211 189V191H209V192H212V191H214V190H212ZM217 189H219V188H217ZM256 189V188H255ZM37 190H39V189H37ZM36 190V191H37ZM42 190V189H41ZM40 190V191H41ZM83 190V189H82ZM101 190V189H100ZM100 190H98L99 192H100ZM127 190V189H126ZM135 190V189H134ZM147 190V189H146ZM257 190H259V188L257 189ZM262 190V189H261ZM55 191V190H54ZM103 191H105V189L103 190ZM125 191V192H124ZM129 192L131 191V190H128ZM148 191V190H147ZM253 191H255V190H253ZM39 192V191H38ZM44 192V191H43ZM43 192H41V193H43ZM95 192V191H94ZM132 192V191H131ZM149 192V191H148ZM23 193V194H24ZM82 192H80V194H81ZM95 193H98L97 192V190H96V192ZM103 193V192H102ZM101 193V194H102ZM132 193H134V192H132ZM21 194H22V192H21ZM39 194V193H38ZM44 194V193H43ZM59 194H61V192H59ZM255 194H256V192H255ZM263 194V193H262ZM32 196L34 195V193H32L31 194ZM57 195V194H56ZM82 195V194H81ZM134 195H135V193H134ZM37 196H39V195H37ZM42 196V195H41ZM130 196H132V195H130ZM253 196V195H252ZM262 196V195H261ZM24 197V196H23ZM22 197V198H23ZM28 198H26V200L24 201V203H22V205L21 206H19L20 208H21V210L24 212V213H29V211L32 209V199H31V197H30V195H28L27 196ZM30 197V198H29ZM45 197V196H44ZM43 197V198H44ZM81 197V198H80ZM127 197H129V196H127ZM21 198V199H22ZM34 198V197H33ZM37 198V197H36ZM36 198H34L33 200H34V202L36 201L37 202V200L38 199H36ZM39 198V200H40V197H38ZM61 197L59 196V199H60ZM62 198L64 199V196H62ZM129 198H131V197H129ZM255 198V197H254ZM64 199V200H65ZM38 200V201H39ZM71 200H70V204H72V202H71ZM74 200V201H73ZM126 200V199H125ZM129 200V199H128ZM256 200V199H255ZM261 200H263V199H261ZM127 201V200H126ZM130 201V200H129ZM128 201V202H129ZM260 201V200H259ZM33 202V203H34ZM67 202V201H66ZM92 202H94V200L92 201ZM258 202V201H257ZM58 203H60V204H57V206L59 207L60 205H61V202H58ZM78 203V205L81 207V205ZM99 203H101V202H99ZM98 203V204H99ZM110 203H109V207H110ZM127 203V202H126ZM125 203V204H126ZM260 203V202H259ZM35 204V203H34ZM39 204H41V203H39ZM75 204V205H76ZM261 204V203H260ZM5 205V206H6ZM7 205V206H8ZM35 205H38V202L35 204ZM34 205V206H35ZM74 204H72V206H73ZM77 205V206H78ZM11 206V205H10ZM41 206V205H40ZM39 206V207H40ZM56 206V205H55ZM76 206V208H74L75 210H76V212L74 211V209L73 208H71V209H73V211H72V214L71 213H69V214H71L70 216L64 211V209L62 210V208H61V210L63 211V212H60L59 213V215H58V210H60V209H58V210H56V212H54L55 210H53L54 208H56V207H54L51 211H52V213H48V214H50V215H48V217H52L53 216V218L55 219H57V217H55L56 215L57 216H59L60 218L58 219V220H60L61 219V221H59L58 223H60V224H63V226L61 227V226H59V227H56V228H54V230L56 229L59 233H60V238H58V236H57V239H60V244H59V247L61 248V250L63 251V253H65V254H70L71 256L72 255H74V254H76V255H80V254H84V253H86V251L89 249V248H91V245H90V242H92L93 241V239H94V241L93 242H95V240L97 239V238H99L102 234H104V230H105V228L108 226V225H110V224H112L113 223V221L115 220V222H116V220L118 219H115L116 217V214L119 212H117L116 214H115V212H113L112 214H109V215H107L105 218H104V216L103 217H100V214L99 215H97V214H92V212H91V214L92 215H88V213L87 212H84V211H86V210H84V209H82V212H84V213H86L87 214V216L86 217H83V218H81L79 215H78V212H80L81 210L80 209H78V207ZM95 206V205H94ZM99 206H100V204H99ZM99 206H98V208H99ZM126 206V205H125ZM1 207H3V206H1ZM0 207V208H1ZM71 207V206H70ZM101 207H102V203H101ZM147 207V206H146ZM145 207V208H146ZM3 208H5V207H3ZM63 208H65L64 206H63ZM67 208V207H66ZM89 208V207H88ZM97 208V207H96ZM105 208H107V207H105ZM124 208V207H123ZM148 208H150V207H148ZM148 208H146L145 210H147ZM233 208V207H232ZM42 209H43V207H42ZM57 209V208H56ZM108 209V208H107ZM107 209H105L104 211L105 212H107L106 210ZM126 209V208H125ZM140 209V208H139ZM229 209V210H228ZM227 210L228 211H232V210H230V208H228ZM66 210V209H65ZM68 210V209H67ZM80 210V211H79ZM84 210V211H83ZM91 210H93L92 209V207H91ZM122 210V209H121ZM150 210V209H149ZM227 210H225V212L228 214V211ZM44 211V210H43ZM69 211V210H68ZM103 211V212H104ZM141 211H144V210H141ZM46 212V211H45ZM110 212V208L108 209V213ZM144 212H146V211H144ZM225 212H223V214H222V218L223 217H226L225 219H227V216H225L224 215V213ZM235 211L233 210V212L232 213H234ZM65 213L67 214V215H65ZM81 213V212H80ZM84 213H81V215L82 214H84ZM148 213H149V211H148ZM230 214V215H228V216H232V215H235V214ZM30 214V213H29ZM105 214V213H104ZM138 214H140L139 212H138ZM142 214H144V213H142ZM226 214V215H227ZM85 215V214H84ZM130 215V214H129ZM120 216V215H119ZM126 216V215H125ZM147 216V215H146ZM47 217V216H46ZM127 217H129V216H127ZM127 217H125L126 219H127ZM148 217V216H147ZM234 217H236V216H234ZM50 218H48V219H50ZM141 219H142V215H141V217H140ZM229 218V217H228ZM232 218H233V216H232ZM48 219H46V220H48ZM53 219V220H54ZM104 219V220H103ZM146 218H144L143 217V221L145 220ZM224 219V218H223ZM229 219H231V218H229ZM35 220H37V219H35ZM39 220V219H38ZM37 220V221H38ZM52 220V218L49 220V221H51ZM140 220V219H139ZM233 220L234 221H236L235 220V218H233ZM43 221V222H42ZM41 222H42V224H44V220H42ZM225 221V220H224ZM230 221V220H229ZM223 222V221H222ZM226 222H228V220H226ZM38 223H40L39 221H38ZM47 224H48V222H46ZM54 223V222H53ZM142 223V222H141ZM220 223V222H219ZM225 223V222H224ZM235 223V222H234ZM55 224H57V223H55ZM60 224H58V225H60ZM226 224V223H225ZM229 223H227L226 225H228ZM49 225V224H48ZM52 225V224H51ZM138 225V224H137ZM135 226V227H138V226ZM139 225H140V223H139ZM221 225V224H220ZM123 226V225H122ZM127 226V225H126ZM231 226H234V225H231ZM45 227V226H44ZM61 227V228H60ZM124 227H125V225H124ZM123 227V228H124ZM141 227H143V226H141ZM225 227V226H224ZM227 227V226H226ZM229 227H230V225H229ZM49 228V227H48ZM51 228V227H50ZM128 228V227H127ZM127 228H124L125 230L124 231H127ZM140 228V227H139ZM59 229V230H58ZM129 229H132L133 230V228H128V231L130 232V230ZM138 229V228H137ZM142 229L144 230V228H140L139 229V231L137 230V232H136V234H135V236L134 237H136L137 236V238H139L138 237V235L139 236H141L142 238L144 237V235H145V233H143L144 231H142ZM227 229V228H226ZM230 229V228H229ZM232 229V228H231ZM234 230H236V228L234 227L233 228ZM51 229H49V231H50ZM122 231H123V229H122ZM123 231V232H124ZM134 231H136V228H135V230ZM52 232V231H51ZM50 232V233H51ZM55 232L56 231H53V233L55 234ZM58 232H57V234H58ZM121 231L119 230V232H118V234L120 233ZM128 232V233H129ZM49 233V234H50ZM52 233V234H53ZM125 233V232H124ZM125 233V234H127L128 236H129V234H131V233ZM135 233V232H134ZM133 234V233H132ZM143 234V235H142ZM51 235V234H50ZM56 235V234H55ZM117 235V234H116ZM120 235H122V233L120 234ZM54 236V235H53ZM52 235L50 236L51 237V239H52V237H53ZM111 236V235H110ZM125 236V235H124ZM56 237V236H55ZM118 237H120V236H118ZM127 237V236H126ZM133 237V236H132ZM239 238V237H238ZM51 239H49V240H51ZM134 239H136V238H134ZM53 240H54V237H53ZM53 240H51L52 241V244H54V243H56V242H54L53 243ZM141 240V239H140ZM139 240V241H140ZM51 241L50 242H48V246L50 245L49 243H51ZM236 241V240H235ZM59 242V241H58ZM58 242L56 243V245L58 244ZM33 243H35V242H31V244H29V245H33L34 246V244ZM113 243V242H112ZM119 243V242H118ZM135 243H137L138 244V241L136 240V242ZM140 243H141V241H140ZM36 244V243H35ZM91 244H93V243H91ZM122 244V243H121ZM142 244V243H141ZM123 245V244H122ZM28 246V243H27V245H26V249L28 248L27 247ZM33 246H32V249L31 248H28V250L30 249L31 251L33 250V249H35V247L33 248ZM44 246H45V244H44ZM47 246V245H46ZM52 246V248H53V246H55V245H51ZM58 246V245H57ZM57 246H55L56 248H57ZM114 246V245H113ZM31 247V246H30ZM50 247V246H49ZM58 247V248H59ZM122 247V246H121ZM138 247H139V245H138ZM191 247V246H190ZM233 247V246H232ZM235 247V246H234ZM40 248H42V246L40 247ZM40 248L37 246L36 247V249L35 250H39V253H40ZM59 248V249H60ZM124 248V247H123ZM141 248V247H140ZM173 248V247H172ZM192 248V247H191ZM191 248H189L190 250H189V253H191V252H193V254H194V250L192 251V249L193 248H195V247H193L192 249ZM245 248V247H244ZM44 249H48V248H44ZM44 249H42L43 251H44ZM179 249V248H178ZM187 249V248H186ZM235 249V248H234ZM238 249V248H237ZM38 250H37V252H38ZM49 250V249H48ZM61 250H59V251H61ZM47 251V250H46ZM45 251V252H46ZM53 251H54V248H53ZM57 251V250H56ZM61 251V252H62ZM119 251V250H118ZM117 251V252H118ZM171 250H169L168 252H170ZM179 251H180V249H179ZM191 251V252H190ZM228 251V250H227ZM226 251V252H227ZM25 253H28V252H26V250L24 251ZM30 252V251H29ZM32 252H35L34 250L32 251ZM31 252V253H32ZM52 252V251H51ZM61 252H59V253H61ZM120 252V251H119ZM122 252V251H121ZM183 252V251H182ZM186 252V251H185ZM188 252V251H187ZM56 253V252H55ZM63 253H62V255H63ZM125 253V252H124ZM253 253V252H252ZM21 254H22V252H21ZM24 254V253H23ZM33 254V253H32ZM44 254H46V253H44ZM58 254V253H57ZM122 254V253H121ZM120 254V255H121ZM126 254V256H127V253H125ZM185 254V253H184ZM184 254H183V256H184ZM188 254V253H187ZM192 254V255H193ZM233 255V253H229V255ZM29 255H31V254H29ZM48 255H49V253H48ZM69 255V256H70ZM76 255H74V256H76ZM80 255L78 258H80L81 257V259H83L82 257L85 255ZM116 255H118V254H116ZM115 255V256H116ZM142 256H141V258L142 259H140V263L141 264H158L159 263V261L157 260V257L155 258V257H151V256H148V255H146V254H144V252H142V254H141ZM166 255V254H165ZM172 255H173V253H172ZM178 255V254H177ZM180 255V254H179ZM178 255V256H179ZM181 255H182V253H181ZM22 256H25V254L24 255H22ZM46 256H47V254H46ZM61 256V255H60ZM64 256V255H63ZM70 256V257H71ZM125 255H123L122 254V259L121 260H123L122 262L124 263V264H132V262H131V260H133V256H131L132 257V259H129V257L127 258ZM153 256V255H152ZM156 256H158L157 254H156ZM167 256V255H166ZM194 256V255H193ZM193 256H192V258H193ZM28 259H30V257H28V255L26 256ZM31 257H32V255H31ZM65 257V256H64ZM63 257V258H64ZM77 257H74V260H77ZM118 257V256H117ZM130 257V258H131ZM169 257V256H168ZM195 257H197V255L196 256H194V258L193 259H195ZM201 257V256H200ZM228 257V256H227ZM231 256H229L228 258H230ZM45 258V257H44ZM66 258V257H65ZM73 258V257H72ZM76 258V259H75ZM160 258V257H159ZM189 258H191V256L189 257ZM22 259H25L24 257L22 258ZM166 259V258H165ZM175 259V258H174ZM173 259V260H174ZM180 259H182V257L180 258ZM193 259H191L192 261H194ZM71 260V259H70ZM119 260V259H118ZM184 260H185V257H184ZM183 259H182V261H184ZM195 260H197V259H195ZM199 260V259H198ZM207 260V259H206ZM10 261H11V259H10ZM13 261V260H12ZM22 261V263H23V260H21ZM25 261H26V259H25ZM27 261H29V260H27ZM32 261V260H31ZM34 261V260H33ZM51 261V260H50ZM134 262H135V260H133ZM200 261V260H199ZM204 261V260H203ZM119 262V261H118ZM121 262V263H122ZM164 262V261H163ZM172 262V261H171ZM174 262V261H173ZM188 262H190L191 263V261H189L188 260ZM31 263V262H30ZM34 263V262H33ZM54 263V262H53ZM167 263H170V262H167ZM194 263V262H193ZM195 263H198V261L196 262L195 261ZM226 264H228V261H226L225 262ZM21 264V263H20ZM49 264H52V262H50ZM59 264V263H58ZM134 264V263H133ZM139 264V263H138ZM160 264H163L162 262H160ZM200 264H202V263H200ZM205 264V263H204Z\"/></svg>","mask_w":264,"mask_h":264}]
</instances>
